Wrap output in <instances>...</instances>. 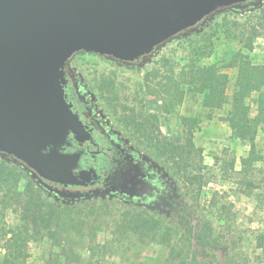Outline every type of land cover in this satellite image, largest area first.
<instances>
[{"label": "rangeland", "instance_id": "rangeland-1", "mask_svg": "<svg viewBox=\"0 0 264 264\" xmlns=\"http://www.w3.org/2000/svg\"><path fill=\"white\" fill-rule=\"evenodd\" d=\"M262 8L264 0L218 9L201 26L173 37L158 46L152 56L139 62L123 63L92 53L76 57L75 62L81 65L85 97L96 102V110L115 137L117 154L110 156L113 165L98 186L56 189L66 204H82L79 210L82 214L72 211L73 221L65 220L58 233L59 246L46 236H35L33 226L22 221L19 211L0 203V264L9 260L13 264H167L169 252L181 241L187 244V239L192 242L193 255L200 264H264V248H254L256 236L264 235V131H258L255 144L261 160L243 171L241 158L247 155L249 144L235 139L223 120L228 103L214 110L209 118L203 111L200 96L191 87H183L182 101L178 104V96L173 99L171 94L163 92L164 79L160 85V78L150 76V81L146 80L147 75L157 69L161 77L167 74L178 79L182 67L215 64L227 75L226 95L230 98L237 76L236 67L230 65L233 57L241 53L247 55L252 64L264 62ZM246 19L251 20L250 25H254L259 35L252 51L244 47L247 32L241 35ZM132 114H139L158 127L150 134L155 139L181 143L189 129L192 131V141L203 151L207 180L202 189L201 206L207 208L206 202L213 196L218 206H225L230 216L231 236L236 241L240 239V245L231 256L236 263L227 259L221 250L197 249L192 237L198 229L197 221L187 216L191 223L181 227L178 204L166 209L168 199L173 197L171 191L175 190L161 178L164 176L159 173L160 166L149 156V151H153L149 141L137 138L123 123ZM182 117L196 118L198 123L191 129L190 121H183ZM11 160L23 167L16 159ZM159 162L163 164L164 158ZM168 167H172L171 163ZM23 168L27 172L19 177H35ZM40 181L43 187H50ZM26 183L25 178L20 179L22 187ZM125 212H144V217H156L158 212L173 214L165 224L175 227L176 231L177 227L180 229L177 234H164L165 237L162 230L156 231L153 239L145 238L142 243L134 234L120 231ZM176 263L173 260V264Z\"/></svg>", "mask_w": 264, "mask_h": 264}, {"label": "water", "instance_id": "water-1", "mask_svg": "<svg viewBox=\"0 0 264 264\" xmlns=\"http://www.w3.org/2000/svg\"><path fill=\"white\" fill-rule=\"evenodd\" d=\"M248 0H0V153L55 186H87L79 155L87 136L66 100L65 66L92 53L131 63Z\"/></svg>", "mask_w": 264, "mask_h": 264}, {"label": "trees", "instance_id": "trees-1", "mask_svg": "<svg viewBox=\"0 0 264 264\" xmlns=\"http://www.w3.org/2000/svg\"><path fill=\"white\" fill-rule=\"evenodd\" d=\"M261 13L264 14L263 8ZM250 24L251 20L246 19L241 26V35H246L247 32V39L244 43L247 51H252L254 41L259 36L254 25ZM81 54L83 55L84 52ZM230 65L237 69L234 89L230 98L226 95L227 75L222 73L215 64L196 63L182 67L178 73V79L167 74L161 77L159 69H157L150 72L146 80L150 81V76L153 79L160 78L158 80V85H160L164 79L163 92L167 95L171 94L173 99L178 96V104L182 101L183 87H191L200 96L203 111L209 118L214 110L220 109L228 103L229 109L223 120L227 123L231 135L235 139L249 144L247 155L241 158L242 170L247 171L246 169L250 168L254 162L262 158L255 150V144L258 131H264V62L252 64L247 55L238 53L230 61ZM182 120L190 121L191 129L198 123L196 118L191 117H182ZM123 123L127 129L137 135V138L149 141V148L153 150L149 151V156L154 158L160 166L159 173L164 176L161 178L165 180L169 188L175 190L171 191L173 197L168 199L166 209L175 208L178 204V214L181 219L178 225L182 227L184 224H190L191 221L187 216L197 221L198 229L192 235L196 248L209 251L221 250L227 259L236 263V260L231 256L235 254L240 245L238 242L240 239L237 238L238 241H236L231 236L228 221L230 216L227 214L225 206H218L214 196L206 202L207 208L205 207V209L207 211L203 208L204 206H201L202 189L207 180L204 173L203 151L192 141V131L189 129L183 142L174 143L166 138L155 139L151 136V132L157 130L158 127H155L153 123L149 124V121L142 119L139 114L128 115L127 120ZM147 130H150V133L146 134ZM2 155L0 154V156ZM11 158L2 156L0 160V203L4 207H13L15 212L19 211L22 221L33 226L32 232L35 236H46L47 239L54 242L55 246H59L61 239L58 237V233L66 223L65 220H72V211H76L77 215L82 214L79 213L82 204L80 202L66 204L65 199L62 200V197L55 192L59 187L50 183H48L50 187L46 186L45 188L36 177H19L27 171L16 165ZM160 158H164L163 164L159 162ZM169 163L172 167H168ZM22 178L27 180L23 187L20 185ZM84 207L86 208V206ZM145 214L144 212L123 213L122 223L120 222L119 225L120 231L130 232L144 243L145 238L153 239L156 231L162 230V237H165L164 234L168 232L177 234L180 229L177 227L176 231L175 227L172 228L165 224L167 218L173 214L167 215L166 212H158L159 215L156 217H152V215L144 217ZM28 230L27 227L26 231ZM190 234H192V230H190ZM187 242L186 244L181 241L177 248H173L169 252L167 264H170L171 261L173 264V260L177 261L176 264H200L196 255H193L192 242L189 239ZM254 248H264L262 233L256 236ZM4 264H13V261H5Z\"/></svg>", "mask_w": 264, "mask_h": 264}, {"label": "flooded vegetation", "instance_id": "flooded-vegetation-1", "mask_svg": "<svg viewBox=\"0 0 264 264\" xmlns=\"http://www.w3.org/2000/svg\"><path fill=\"white\" fill-rule=\"evenodd\" d=\"M255 1L258 0H248L243 4L248 5ZM81 53L76 54L65 66L66 84L64 87V94L67 102L71 104V110L79 117L87 132V136L84 137L83 140L77 141L71 134L66 138V143L62 145L60 151L63 153H77L79 155L76 174L82 171H91V176L87 181L88 185L67 187L55 186L53 183L38 177L33 171L20 162L23 167L32 172L37 179L64 189L91 188L100 185L102 177L110 171L113 165L110 161V156L112 154H117V143L115 142V137L108 131L109 124L102 118L100 112L96 110V102L89 101V99L85 97V88L81 84L82 78L79 71L81 65L75 62L76 57ZM3 155L12 157L6 154Z\"/></svg>", "mask_w": 264, "mask_h": 264}]
</instances>
